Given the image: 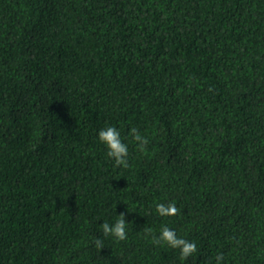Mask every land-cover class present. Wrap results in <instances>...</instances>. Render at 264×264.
<instances>
[{
    "label": "trees",
    "instance_id": "obj_1",
    "mask_svg": "<svg viewBox=\"0 0 264 264\" xmlns=\"http://www.w3.org/2000/svg\"><path fill=\"white\" fill-rule=\"evenodd\" d=\"M106 125L148 138L127 168ZM165 224L197 253L154 243ZM218 253L264 264V0H0V264Z\"/></svg>",
    "mask_w": 264,
    "mask_h": 264
},
{
    "label": "clouds",
    "instance_id": "obj_2",
    "mask_svg": "<svg viewBox=\"0 0 264 264\" xmlns=\"http://www.w3.org/2000/svg\"><path fill=\"white\" fill-rule=\"evenodd\" d=\"M134 141L136 147L140 151H144L148 138L142 135L136 127H130L127 132V137L122 136L121 129L114 125H106L98 131V140L104 145L107 157L111 158L115 166L127 168L129 166V142ZM156 213L163 218L170 217L178 212L177 207L173 202H158L155 205ZM117 219L113 222L103 221L100 224V229L104 236H111L116 240H125L127 238V224L123 213L117 215ZM156 244H163L167 247L178 250V253L183 260L197 253V245L182 236H178L174 228H169L167 224L162 225L158 235L153 238ZM95 244L98 248L103 247V240L96 238ZM224 259L222 253L215 256L214 264H221Z\"/></svg>",
    "mask_w": 264,
    "mask_h": 264
}]
</instances>
